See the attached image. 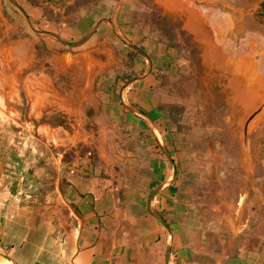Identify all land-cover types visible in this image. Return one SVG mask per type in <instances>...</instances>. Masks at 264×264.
<instances>
[{
  "label": "rangeland",
  "instance_id": "rangeland-1",
  "mask_svg": "<svg viewBox=\"0 0 264 264\" xmlns=\"http://www.w3.org/2000/svg\"><path fill=\"white\" fill-rule=\"evenodd\" d=\"M261 1L0 0L5 172L23 183L33 180L37 163L84 159L107 171L106 162L116 170L130 162L137 146L149 147V126L131 120L141 108L126 107L120 94L153 69L156 130L163 133L155 131L153 145L187 162L180 196L192 226L204 231V254L241 247L248 237L236 227L264 233ZM14 4L33 28L57 38L34 32ZM25 5L40 15L32 18ZM227 16H235L228 32L221 26Z\"/></svg>",
  "mask_w": 264,
  "mask_h": 264
},
{
  "label": "crops",
  "instance_id": "crops-1",
  "mask_svg": "<svg viewBox=\"0 0 264 264\" xmlns=\"http://www.w3.org/2000/svg\"><path fill=\"white\" fill-rule=\"evenodd\" d=\"M24 9L40 15L31 5ZM120 96L126 107L141 108L131 120L149 126V147L137 146L117 170L113 162L107 171L84 159L43 162L35 164L33 180L21 183L23 176L10 179L0 160V249L15 264H264V233L246 224L236 227V235L248 237L241 247L204 254V231L192 226L180 196L187 162H171L153 145L155 131L163 134L156 130L153 69ZM48 184L31 194V187Z\"/></svg>",
  "mask_w": 264,
  "mask_h": 264
},
{
  "label": "water",
  "instance_id": "water-1",
  "mask_svg": "<svg viewBox=\"0 0 264 264\" xmlns=\"http://www.w3.org/2000/svg\"><path fill=\"white\" fill-rule=\"evenodd\" d=\"M14 5L17 7V9L20 11V13L24 16V18L26 19L27 23L29 24V26L31 27V29H32L34 32H36V33H42V34H50V35H53L54 37L57 38V36H56L54 33L50 32V31L33 28V27L30 25V23H29V18H28V16L26 15V13L24 12V10H23L21 7H19L17 4H14ZM254 114H255V112L251 113V114L248 116V118H247V120H246V123H245L244 132H245V128H246V126H247V123H248L249 120L254 116ZM164 154H165L166 157L172 162L171 157H170V155H169V152H168L166 149H164ZM154 214L157 216V218L160 220V222H161L162 224H165V222H164V220L162 219V217H161L156 211H154ZM0 258H1V259H5V260L10 261V264H15V262H14V261H13V260H12V259H11L6 253H5V252H3L1 249H0Z\"/></svg>",
  "mask_w": 264,
  "mask_h": 264
},
{
  "label": "bare ground",
  "instance_id": "bare-ground-1",
  "mask_svg": "<svg viewBox=\"0 0 264 264\" xmlns=\"http://www.w3.org/2000/svg\"><path fill=\"white\" fill-rule=\"evenodd\" d=\"M207 2H208V1H207ZM210 9H211V8H210ZM200 12H201V11H200ZM200 12L197 11V10L195 11L196 14H199ZM208 13H209V12H208ZM199 15H200V14H199ZM199 15H198V16H199ZM201 15H202V16H200V17H203V19L206 18L205 14L203 15V14L201 13ZM217 16L219 17V15H217ZM217 16H216V17H217ZM207 19H208V17H207ZM226 20H227V21L222 22V24H221V26H224V27H223L224 30H226V28L229 29V27L231 26V24L233 23V21H235V16H234V17H232V16L228 17V16H227V17H226ZM201 21H204V20H202V18H201ZM207 21H208V20H207ZM214 21H215V20H214ZM205 23H206V22H205ZM206 24H207V23H206ZM207 25H208V24H207ZM207 25H206V26H207ZM213 28H215V29H213ZM213 28L211 27L212 31L215 32V37H214L215 39H214V42L216 41L215 43L218 44L219 41L217 40V37H218V36H217L216 33H218V32H216V26L214 25ZM212 31H211V32H212ZM226 31L228 32V30H226ZM229 31H230V30H229ZM216 36H217V37H216ZM253 37H255V36H253ZM218 39H219V38H218ZM248 39H249V38H247V40H248ZM256 40H257V39H256ZM217 41H218V42H217ZM214 42H212V44H213L214 46H216V48L218 49V45H215ZM251 42L254 43V41H251ZM219 46H220V45H219ZM256 47H257V46H256ZM219 48H220V47H219ZM220 49H222V48H220ZM230 49H231V48H230ZM240 49H241V50H240V53H242L243 55H245V54L243 53V52H244V49H245V46H244L243 48L240 47ZM230 51H231V50H230ZM220 53H221V52H220ZM227 56H228V55H227ZM235 68H236V67H235ZM235 68H234V70H235ZM232 70H233V69H232ZM241 71H242V70H241ZM241 73H243V72H241ZM245 74H246V73H245ZM0 264H10V261L5 260V259H1V258H0Z\"/></svg>",
  "mask_w": 264,
  "mask_h": 264
},
{
  "label": "trees",
  "instance_id": "trees-1",
  "mask_svg": "<svg viewBox=\"0 0 264 264\" xmlns=\"http://www.w3.org/2000/svg\"><path fill=\"white\" fill-rule=\"evenodd\" d=\"M260 7H261V9L264 11V0L261 1V3H260ZM53 121L56 122V123H55L56 125H57V124H62L61 119H58V120H57L56 117H55V119H53ZM231 264H232V263H231Z\"/></svg>",
  "mask_w": 264,
  "mask_h": 264
}]
</instances>
